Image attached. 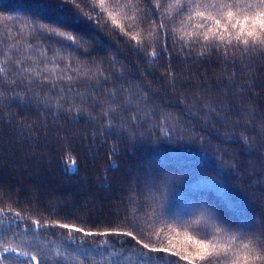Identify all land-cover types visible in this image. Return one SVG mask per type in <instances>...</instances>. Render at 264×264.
<instances>
[{
	"label": "trees",
	"instance_id": "obj_1",
	"mask_svg": "<svg viewBox=\"0 0 264 264\" xmlns=\"http://www.w3.org/2000/svg\"><path fill=\"white\" fill-rule=\"evenodd\" d=\"M159 2L178 44L198 36V18L178 16L177 0ZM58 4L0 0V66L5 67L0 73V252L5 246L17 249L0 264H36L31 256L39 264H139L144 259L146 250L132 242L123 248L116 243L128 240L125 237L83 238L32 226L35 220L43 225L70 213L89 227L103 229L113 222L122 230H134L156 246L171 241L176 252L193 251L197 240L229 243L230 234L218 230L222 220L257 231L264 227V58L231 65L237 69L236 82L224 95L217 82L226 83L231 72L215 55L202 62L174 53L171 79L166 73L169 60L158 44L157 56L150 55L158 31L150 24L155 0H106L99 29L72 7ZM109 11L121 13L115 23ZM145 13L149 16L141 19ZM38 20L91 40L85 47L94 48L92 57L47 40ZM126 32L139 34L145 46ZM17 61L20 68L33 70L25 73L32 78L30 90L5 80ZM43 76L51 78L49 86L57 84L51 93L38 86ZM198 81L208 91L196 88ZM10 87L18 94L11 103ZM61 88L63 96H56ZM101 88L116 93L117 105L111 103V94L90 96ZM201 92L213 106H250L259 117L253 121L255 131L236 124L246 118L241 111L230 112L227 124L204 115L208 109L193 95ZM92 98L102 108L82 106ZM102 110L108 111L107 117L98 114ZM37 128L42 131H34ZM244 135L254 138L249 143L261 154L242 143ZM202 209H211V215ZM25 252L28 256L22 255ZM169 261L188 264L171 255H165L162 264Z\"/></svg>",
	"mask_w": 264,
	"mask_h": 264
},
{
	"label": "snow or ice",
	"instance_id": "obj_2",
	"mask_svg": "<svg viewBox=\"0 0 264 264\" xmlns=\"http://www.w3.org/2000/svg\"><path fill=\"white\" fill-rule=\"evenodd\" d=\"M97 3L100 6L99 11L96 9ZM105 3L106 0H59V4H66L72 7L83 17L89 19L98 29L103 19L102 13L107 11L104 8ZM116 3L119 4L120 0H116ZM129 3H131V0H129ZM148 3H153V0H148ZM177 3L179 4L177 10L178 16H187L188 20H192L194 17L200 20L201 23L197 26L198 36H194V38L185 41L182 45L178 44L169 34L166 19L160 10L161 5L159 0H155L156 7L151 10L150 24L158 29V31L155 34V40L151 42L153 50L150 55L152 57L157 56L155 46L158 44L161 48L160 54L166 56L169 60L166 69L168 79L173 77L171 61L174 53L182 56L186 60L199 57L202 58V62H207L211 56L215 55L219 60L228 65L225 71L231 72V76L226 78V83L223 81L217 82V86L221 87L224 95H227L228 92L232 91V85L236 82L235 77L237 76V69L231 67V65L251 61L256 56L264 58V0H177ZM118 14L121 13L114 11L107 12L108 17L114 23L116 22V16ZM148 16L149 14L145 13L141 19L147 18ZM35 23L38 28L46 30L47 40L60 45L62 48L76 52L81 57H92L94 48L85 47V45L91 44V40H86L68 29L50 24L44 20H38ZM145 30L151 31L149 28ZM125 35L130 36L131 40H134L141 48L145 46L139 34L132 36L131 33L126 32ZM179 39L184 41L185 37L181 36ZM170 46L173 48V52L168 51ZM15 63L17 66L11 70L12 75H6L5 80L10 85L21 86L26 91L30 90L32 87V78L25 77V73L33 70L20 68L19 61ZM94 63L98 65L100 62L94 61ZM0 73H5V67L0 66ZM40 75L41 73H37V76ZM101 75H103L102 72ZM16 77L21 78L17 80ZM67 79L71 80L72 77H68ZM107 79V77H104L105 83ZM206 79L207 77H205ZM50 80L51 78L49 76H43L39 80L38 86L44 88L46 92L51 93L57 87V84L53 81L49 86L47 82ZM178 86L179 84H173V87ZM189 86L191 87L192 85L190 84ZM195 87L208 91L207 85L199 81ZM243 87L249 92L252 91L249 84H245ZM9 91L13 92V95L9 98V103H11L16 99L18 94L15 93L14 88L10 87ZM71 91L72 89L69 87L68 92ZM120 91L124 92L127 89H121ZM63 94L64 89L61 88L55 95L62 97ZM109 94L113 97L111 103L117 105L118 102L115 99L116 93H110L108 89L101 88L98 92L93 91L90 93V96L95 97L97 95ZM193 95L195 99L208 109V112L203 113L204 115L212 116L220 123L227 124L231 122L230 112L241 111L245 113L246 118L243 121L238 118L236 124L246 126L255 131L256 125L253 121L259 120V117L254 114L250 106L247 109H226L219 102L213 106L212 103L203 98V92L198 95L194 93ZM144 99L146 100V97ZM3 103L4 92L0 91V104ZM57 103L59 104V100H57ZM88 104L97 105L102 108V105H99V102L94 98L82 101V106L86 107ZM69 111H71V105H69ZM111 111L115 113V107ZM98 114L107 117L109 113L108 111L102 110ZM130 119L134 121L136 117L131 116ZM16 123L17 126H20V122L17 121ZM261 124L264 125V121H261ZM34 131H42V129L37 128ZM250 139L254 138L249 135L241 137V141L246 147L261 154L258 148L249 143ZM201 212L202 214L211 215V209H202ZM14 215L19 217L20 213L16 212ZM19 226L16 225V227ZM32 226L41 229H63L68 233H77L83 238H128V240H116V243H119L121 248H123L130 241L135 247L146 250V252H142L144 259L139 264H162L165 255L179 257L181 260L187 261L188 264H197V261H199V264H264V227H260L257 231L247 226L233 225L224 220L220 222L218 230L230 234L229 243L219 245L214 243L213 240H197V246L193 251L180 252L172 250L171 241L168 242L169 246H156L150 240L138 235L134 230H122L116 227L113 222H109L108 226L103 229L89 227L86 222H83L74 213H70L66 218L57 219L51 223L46 220L43 225L40 220H35ZM9 234L12 236L16 235L15 232ZM57 234L56 232L51 233L53 236ZM16 251L17 249L14 247L5 246L3 251L0 252V260L7 259V253ZM22 255L28 256V253L25 252ZM29 258L36 261V264H39L35 256ZM169 264H171V261H169Z\"/></svg>",
	"mask_w": 264,
	"mask_h": 264
}]
</instances>
